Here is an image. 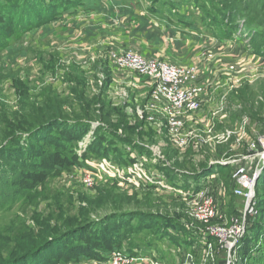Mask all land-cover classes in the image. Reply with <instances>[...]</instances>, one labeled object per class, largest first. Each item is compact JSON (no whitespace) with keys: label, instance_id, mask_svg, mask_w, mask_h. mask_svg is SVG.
<instances>
[{"label":"rangeland","instance_id":"1","mask_svg":"<svg viewBox=\"0 0 264 264\" xmlns=\"http://www.w3.org/2000/svg\"><path fill=\"white\" fill-rule=\"evenodd\" d=\"M135 3L140 16L152 19L149 31L161 37L160 44L146 40V31L137 32L139 18L82 11L53 22L52 33L46 38L40 31L13 32L9 42L20 46L24 55L0 51V148L11 134L31 129L49 113L71 118L86 113L93 120L92 127L72 147L79 156L84 154L82 158L91 169L69 162V169L61 175L48 176L26 199L0 210V229L21 218L30 228H37L34 217L52 215L60 217L53 227L63 229L61 222L76 219L87 210L94 229L118 227L116 239H121L122 247L108 258L60 264H226L223 243L209 235L207 228L222 226L224 221L229 225L238 209H243L238 206L242 198L233 191L234 169L229 161L244 154L251 141L264 133V0L187 1L183 13L193 16L199 31L179 29L176 34L162 22L163 16L172 13L176 28L180 22L176 9L168 12L169 7L155 0ZM152 6L156 13L150 10ZM91 26L97 28L89 36L86 31ZM124 49L194 67L203 81L204 103L202 109L192 112L191 119L203 140L182 147L140 118L137 98L141 91L113 69V52ZM105 65L108 75L102 69ZM101 88L108 89L106 96L116 107L104 109L95 102ZM138 120L148 128L141 131ZM227 130L244 132L245 137L236 141L226 133L223 138L222 132ZM97 136L104 139L107 154L86 155ZM126 137L132 142H126ZM138 143L147 150L134 145ZM65 147L56 150V155L72 151L67 144ZM155 147H159L158 153ZM223 160L227 164L211 166ZM90 172L94 173L91 177ZM258 176L254 203L264 216V202L260 203L264 200V165ZM206 200L223 218L206 222L196 216ZM114 210L126 213L104 218ZM262 222L254 223L252 230L258 242L264 233V217ZM258 242L249 251L256 258L264 252V241ZM129 250L142 251L138 252L142 259L124 255L130 254ZM238 253L243 259L248 254L243 256L242 249ZM254 261L248 257L247 264Z\"/></svg>","mask_w":264,"mask_h":264},{"label":"trees","instance_id":"2","mask_svg":"<svg viewBox=\"0 0 264 264\" xmlns=\"http://www.w3.org/2000/svg\"><path fill=\"white\" fill-rule=\"evenodd\" d=\"M187 1L190 0H155V3H159L160 6L169 7L168 12L176 9L177 16L180 18V22H176V28L171 21L172 13L168 17H162L164 20L162 22L168 23L165 25L166 29L168 28L172 34H176L179 29H188V32L199 31L196 21L192 19L193 16L183 13V5ZM134 6L121 8V13L139 18L140 24L136 27L137 32L143 34L146 31L143 34L146 40L160 44L161 37L149 31L152 24L147 18L135 14ZM150 10L153 13L157 12L154 6L150 7ZM82 11L84 13H106L110 17L109 14L114 11V8L107 0H0V51L5 50L14 56L24 55L20 46L9 42L12 34L17 32L21 35L40 31L41 36L46 38L52 33L51 24L53 22H58L65 15H78ZM96 28L89 27L86 34L94 35ZM102 69L107 75L110 73L106 65ZM101 89L103 90L95 102H98L104 109L116 107L106 96L108 89ZM122 107L125 111L126 106ZM84 116L71 118L58 112L49 113L46 117L38 119L31 129L16 131L7 138L8 140L6 139L3 147L0 148V210H8L26 199L31 195L33 188L44 183L48 176L61 175L64 170L69 169V162L88 167L82 158L84 154L81 157L75 149L72 150V147L78 145L79 140L93 125L91 116L87 117L86 113ZM136 123L140 125L141 131L148 128L144 121L138 120ZM124 139L126 142H132L129 137ZM102 142L104 139H99L97 136L89 144L86 155L107 154L108 148ZM66 144L72 151L56 155L55 151L65 150ZM134 145L144 151L147 150L144 144ZM218 164L220 163L215 165ZM88 168L91 169V167ZM263 202L264 200L260 201V203ZM262 210L260 209L261 212ZM122 213L126 212L114 210L106 213L104 218L122 216ZM262 217L264 216L259 214L252 221V226L246 236L248 238L241 249L243 256L248 252L246 258L251 257V261L254 258V262L262 261L264 264V252L257 258L249 253L254 244H257L255 242H258L252 235L254 223L262 224ZM34 220H36L37 228H30L24 222L26 220L21 218L0 229V264H60L66 261L89 260L96 256L108 258L112 251L122 247L119 241L121 239L119 237L116 239L115 229L118 227L114 226V228L104 230L103 227L98 226L94 229L92 227L94 222L91 223L92 219L87 210L82 211L76 219L70 217L66 222H61L60 228L64 226L63 229L53 227L54 220L60 222L59 215L46 216L42 219L34 217Z\"/></svg>","mask_w":264,"mask_h":264},{"label":"built area","instance_id":"3","mask_svg":"<svg viewBox=\"0 0 264 264\" xmlns=\"http://www.w3.org/2000/svg\"><path fill=\"white\" fill-rule=\"evenodd\" d=\"M111 59L113 69L125 75L127 81L141 91L137 98L140 101V118H146L159 134L170 136L172 142L182 147H186L192 140H203L204 137L197 133L191 119L192 112L202 109L204 103L203 81L194 67H189L190 64L177 65L160 57H146L133 49L113 52ZM222 133L223 138L227 133V138L235 137L236 141L245 137L244 132L237 133L233 130ZM86 142L83 143L85 146ZM250 145L244 154L229 161L234 169L233 191L236 196L242 198L238 206L243 205V209H238L229 225L228 221H224L222 226L212 224L207 228L209 235L219 237L223 243L227 251L226 264H247L248 258L243 259L238 250L243 246L252 221L259 214L254 199L256 179L264 165V133L257 135ZM154 151L158 153L159 147H155ZM220 164L227 163L223 160ZM93 175L91 172L88 174L90 177ZM211 204V201L206 200L204 205L197 208L195 214L200 220L210 222L218 216L223 218L222 214L217 215ZM263 240L264 234L260 236L258 243ZM138 252L142 251L135 250L130 254L124 252V255L141 260Z\"/></svg>","mask_w":264,"mask_h":264},{"label":"crops","instance_id":"4","mask_svg":"<svg viewBox=\"0 0 264 264\" xmlns=\"http://www.w3.org/2000/svg\"><path fill=\"white\" fill-rule=\"evenodd\" d=\"M109 3H110V6L111 7H113L114 8V11L111 13V14H109L110 15V17H117V18H119L120 16H124L122 13H121V8H123V7H133L134 6V4H136L135 2H137V0H107ZM133 10H134V12H135V14H137V15H139L138 14V9L136 8V5L134 6V8H133ZM108 12V11H107ZM100 14H102V16L104 15V16H107V14L106 13H100ZM125 16H127V15H125ZM140 16V15H139ZM140 17H144V18H147L149 21H150V23L152 24V19L151 18H149L147 15H144V16H140ZM140 24V23H139ZM152 26V25H151ZM150 26V27H151ZM149 27V28H150ZM180 34V33H179Z\"/></svg>","mask_w":264,"mask_h":264},{"label":"water","instance_id":"5","mask_svg":"<svg viewBox=\"0 0 264 264\" xmlns=\"http://www.w3.org/2000/svg\"><path fill=\"white\" fill-rule=\"evenodd\" d=\"M217 163H220V161H215L214 163H211V165H213V164H217ZM258 179H256V181H257Z\"/></svg>","mask_w":264,"mask_h":264}]
</instances>
